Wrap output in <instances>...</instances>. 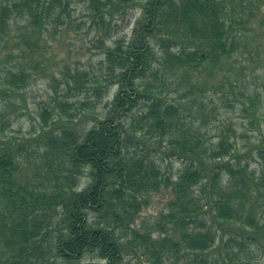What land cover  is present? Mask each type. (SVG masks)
Wrapping results in <instances>:
<instances>
[{"label": "trees", "instance_id": "1", "mask_svg": "<svg viewBox=\"0 0 264 264\" xmlns=\"http://www.w3.org/2000/svg\"><path fill=\"white\" fill-rule=\"evenodd\" d=\"M71 1L78 0H0L3 100L29 86L43 32L52 23L64 24ZM79 1L99 18L100 29L105 15L130 7H138L140 15L129 41L104 46L101 82L87 83L85 75L74 80L97 96L117 85L102 113L96 102L80 104L90 109L82 121L93 122L85 132L77 130L80 109L73 114L67 102H58L69 118L62 123L57 106L50 108L54 120L43 108L36 144L43 151L29 167L28 143L9 135L10 117L0 108V264H78L88 254L100 260L93 264H131L141 256L148 264H165L171 254L185 253L188 258L195 253L190 264H214L197 254L213 247L218 252L221 245L220 264H246V246L264 247V173L256 175L239 152L236 139L246 135L237 136L220 109L249 119L260 133L261 88L254 78L246 81L235 58L236 50L250 45L249 32L264 36V15L253 8L258 0ZM13 35L18 55L3 50L4 38ZM214 83L218 103L193 96ZM142 139L155 141L157 149L165 142L170 149L163 152L182 159L174 181L143 152ZM254 147L264 160V139ZM85 170L88 182L78 190ZM163 186L171 197L161 214L165 227L158 224L160 236L153 238L134 223L146 197Z\"/></svg>", "mask_w": 264, "mask_h": 264}, {"label": "rangeland", "instance_id": "2", "mask_svg": "<svg viewBox=\"0 0 264 264\" xmlns=\"http://www.w3.org/2000/svg\"><path fill=\"white\" fill-rule=\"evenodd\" d=\"M253 8L255 13L264 15V0H258ZM67 15L68 17H65ZM139 15L140 10L138 7H130L118 13L114 12L112 15H105L103 20L105 26L100 29L101 25H99V18L93 11L87 8L84 1H71L64 14V24L57 25L52 23L48 26V29L43 32V38L36 48L37 54H35L34 57V61H38L39 65L35 68L34 76L29 86L20 90L19 94L10 101L6 99L3 100L0 97V108L4 109L11 121V132L9 135L14 137L18 142L28 143L26 147V156L30 157L31 165L29 167H31L35 161L33 156L43 151L42 148L37 149L36 145L41 139L40 126L42 125V120L40 112L43 108H47L51 111L50 116L53 119L54 114L50 108L57 106L58 102H67L70 108L69 112L73 114L77 112L75 109H80V104L96 102L98 109H94V111L96 110L102 113L104 109L103 106L114 97L117 92V85L108 86L97 96L93 91L84 92L83 90H85V88L81 90V88L76 87L74 80L77 76L85 75L83 77L86 78L87 83L89 81L91 82L93 78L101 82L105 70L104 46L114 45L116 39L129 41ZM248 15L249 10L246 9L245 16H243L244 21H247ZM258 18L257 16V20ZM257 20L251 24H257ZM20 26V24L13 25V28L17 29ZM261 33L262 31L256 30L249 32L247 41L250 42V45H248L247 48L236 50L235 58L238 57L239 62L237 65L241 66V68L237 70L245 76L246 81H252V78H254L256 84L261 88L260 91L264 110V62L258 60L260 58L264 60V36H261ZM100 35H103V37ZM14 36L15 35H13L11 40L4 38L5 45L2 44L4 46L3 50L7 53L13 50L14 55H18L20 52L14 47L15 43L19 42V39ZM1 37L0 34V38ZM23 48L26 53H29L30 49L28 47ZM29 61L32 60L29 59ZM231 67L233 66L231 65ZM236 68L238 67L236 66ZM30 71L32 72V69ZM215 86L214 83V87L206 86L200 90H195L193 96L198 100L211 97L216 101L215 103H218L220 101L218 99L220 90ZM215 92L217 93L214 94ZM225 92H229L228 86H226ZM229 97L232 99V96ZM190 109L192 112L196 113L197 107L193 105ZM89 111V108L86 110L80 109L77 112L79 116L77 119H81L82 121L83 116L88 115ZM220 112L223 117L227 115V118L233 123L237 136L241 133H243L244 136L246 135V137H237V149L248 159L250 168L256 172V175L260 176L264 173V160L258 157L259 153L254 145L259 144L261 140L264 139V112L260 120V133L254 130V127L250 128L248 125L249 119H242L241 116H238L237 112L224 110L222 108ZM84 118L87 119L88 117L86 116ZM52 119L48 120L49 124L54 120ZM68 119V114L66 112H60L59 110L58 122L67 123ZM196 123H201L199 117ZM92 124L93 122L89 121V119L82 121L77 126V130L79 132H85ZM137 135L140 137L139 134ZM154 142L155 141L148 139L143 146V152L161 168V172L167 179L174 181L182 168V159L175 155H167L164 153L163 151L170 149L165 142H163L162 146L158 149V145ZM139 148H142V146H139ZM148 148L150 149L149 152H147ZM37 161L38 160L35 162ZM87 176L88 170H85L79 180L80 186L78 190L86 186L88 182ZM170 197V188L164 186L157 193L148 195L146 197V205L141 209L135 219V227L141 232L150 233L153 238L160 236L158 224L161 225L162 228L165 227V223L161 219V214L167 212L166 205ZM57 219L58 216L55 218V221H57ZM218 252L213 247L204 253H198L197 259H208L210 261L212 260L214 264H220L219 257L224 256L223 245L219 247ZM186 254L188 253L178 256L171 254L168 260L169 262L165 264H190L191 260L195 258V253H189V258ZM243 256L244 258L242 261H245L246 264H264V247L254 244L248 245L243 249ZM146 260L147 258L145 259V257L142 256L139 258L134 257L131 264H148ZM77 262H79L78 264H93L100 262V260L96 258L94 254H88L84 255ZM207 264L210 263L207 262Z\"/></svg>", "mask_w": 264, "mask_h": 264}]
</instances>
